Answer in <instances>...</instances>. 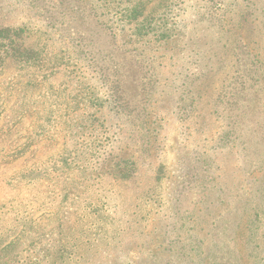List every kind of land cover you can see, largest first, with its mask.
<instances>
[{
    "label": "rangeland",
    "instance_id": "obj_1",
    "mask_svg": "<svg viewBox=\"0 0 264 264\" xmlns=\"http://www.w3.org/2000/svg\"><path fill=\"white\" fill-rule=\"evenodd\" d=\"M0 264H264V0H0Z\"/></svg>",
    "mask_w": 264,
    "mask_h": 264
},
{
    "label": "trees",
    "instance_id": "obj_2",
    "mask_svg": "<svg viewBox=\"0 0 264 264\" xmlns=\"http://www.w3.org/2000/svg\"><path fill=\"white\" fill-rule=\"evenodd\" d=\"M247 55H248L247 57L250 58L252 56V52H250V50H249Z\"/></svg>",
    "mask_w": 264,
    "mask_h": 264
}]
</instances>
